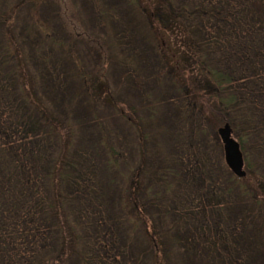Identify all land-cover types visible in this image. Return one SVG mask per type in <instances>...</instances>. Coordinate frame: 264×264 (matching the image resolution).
Instances as JSON below:
<instances>
[{"label":"trees","instance_id":"16d2710c","mask_svg":"<svg viewBox=\"0 0 264 264\" xmlns=\"http://www.w3.org/2000/svg\"><path fill=\"white\" fill-rule=\"evenodd\" d=\"M7 1L0 264H170L173 248L190 264H251L264 250V0ZM50 3L16 31L20 8ZM140 41L159 101L140 98ZM112 67L139 107L113 91ZM209 114L230 126L244 178L207 157Z\"/></svg>","mask_w":264,"mask_h":264},{"label":"rangeland","instance_id":"374dc122","mask_svg":"<svg viewBox=\"0 0 264 264\" xmlns=\"http://www.w3.org/2000/svg\"><path fill=\"white\" fill-rule=\"evenodd\" d=\"M15 3V0H10V1H7V3ZM13 5H11V7L8 8V10H11L13 8ZM51 6H52V3H50L49 7L47 6H42V8H40L39 10V7H28V5H24L22 8H20V10H18V27L16 28V31L19 33V29L20 27L23 26V23L25 22V20L27 21V19L29 18L30 22L31 21H35V20H39L41 21L40 17L43 19V18H46L48 16V13H50L51 11ZM79 10H80V7L78 6ZM40 13V16H38V14ZM77 15L78 17L80 16L81 18L85 17L87 18V16L83 15V12L80 10V12H77ZM29 22V23H30ZM27 36H28V33L25 35L24 38L27 39ZM137 43V42H136ZM139 45V47L141 48L142 50V53H143V60H140V62L137 64H134V69H136V71L139 69L140 72H141V76L137 75V77H141V79H138L137 82L140 83V81L142 80V78H146L144 79V82L147 86V89L145 90L144 86H142V88H144V90L146 91L145 94L147 93L146 97H144V95L140 96V91H137L133 85V83L131 84V82L128 80V82H125L123 80H121L119 82L118 80V77L120 76V72H119V69L118 68H115V67H112L110 70H109V73H108V79H109V83L111 85V88L113 89V91L116 93V95L118 96L119 99H122L124 101H126L127 103H130L136 107H139L141 105V100H139V96L140 98H142V100L146 99L147 96L149 97V99L153 100L154 101H159L160 100V96L163 94V93H160L162 91H156V93L152 94V96H150L151 94V91H152V87L154 86L153 85V81L152 79L150 78V75H152L154 72V70L156 69V54H154V51L152 53V51H148L149 47L151 46L152 42L149 41V44L150 45H145V43H141L138 42L137 43ZM168 48H174L172 43L169 42V44H167ZM140 50V51H141ZM131 57V56H129ZM133 57V56H132ZM132 58H128L127 61L132 63L131 62ZM146 69V70H145ZM135 77H133L134 79ZM166 83L162 85V82L159 83V87L160 88H164L165 86L164 85H168L169 84V81H165ZM159 104V103H158ZM160 109L158 111V117L155 118V120H152L150 122V127H151V131L153 130L154 132L156 131H161L162 128L159 127L157 124L159 123H162L164 121H166L167 117H168V111H167V108L165 106H159ZM162 107V108H161ZM210 116H208V120L210 117H213L214 118V123H215V127L214 125L211 123V127L210 129H214L215 128V131L217 132V129L221 126H223V124H221L216 118L217 116H212L211 114H209ZM216 137L218 138L217 136V133H216ZM164 138H166V135H163L162 138L160 140H157V143L158 144H161V140H163ZM216 138H214L213 136L210 137V140H207V142H205L206 144V152L208 155L207 157L212 161L213 165L216 166V168L222 166V165H225V162H224V154H223V150H222V145L218 139V141L215 140ZM236 140V139H235ZM237 141V140H236ZM168 145V142L166 143V145L163 147V145H161L160 148L161 150L162 149H165V147H167ZM245 170V168H244ZM220 171H222V169H220ZM112 205L110 206V209H112ZM252 257L249 258V262H251V264H261V262L264 263V250L263 249H260V251H256L254 254H251ZM193 258V256L191 254H188V253H184V252H180L177 248H173V251L171 252L170 254V258H169V263L170 264H190L188 263L191 259ZM197 264V263H195Z\"/></svg>","mask_w":264,"mask_h":264},{"label":"water","instance_id":"95a60500","mask_svg":"<svg viewBox=\"0 0 264 264\" xmlns=\"http://www.w3.org/2000/svg\"><path fill=\"white\" fill-rule=\"evenodd\" d=\"M217 135L222 143L225 164L235 177L243 178L245 172L242 154L239 144L232 138L229 125L219 127Z\"/></svg>","mask_w":264,"mask_h":264}]
</instances>
